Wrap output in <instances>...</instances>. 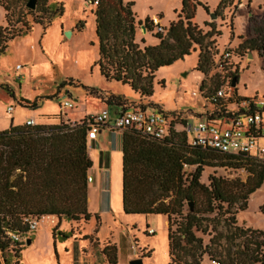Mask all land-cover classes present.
<instances>
[{
  "label": "trees",
  "instance_id": "1",
  "mask_svg": "<svg viewBox=\"0 0 264 264\" xmlns=\"http://www.w3.org/2000/svg\"><path fill=\"white\" fill-rule=\"evenodd\" d=\"M223 1L230 5L232 0ZM188 3L190 0L183 1L177 21L169 24L165 34L154 35L158 40L156 46L140 47L134 43V33L141 22L132 11L133 4L98 0L93 16L98 43L95 65L100 76L106 82L130 88L139 98L150 99L155 73L196 51H199L196 70L206 76L212 65L211 39L221 33L213 27L203 32L193 24L194 7ZM12 5L9 0H0L7 26ZM26 11L33 18L31 25L20 21L22 27L17 31L0 27V57L10 42L27 35L33 25L45 31L54 18L63 14L61 4L47 5V0H37L36 8L26 7ZM144 26L147 32L151 31V22H145ZM239 39V53L257 52L264 61V15L250 17L248 34ZM225 61L218 62L222 71ZM232 94L237 100L233 89ZM107 102L109 106L129 107L120 96L111 95ZM238 102L237 108L230 111L227 106H232L233 101L227 100L208 118L243 114L238 105L246 100ZM19 106L35 109L38 103L21 98ZM87 132L88 128L82 124L11 126L0 132V251L11 243L18 254L16 264L26 243H12L6 234L26 236L24 219L54 216L59 222L53 233L58 231L62 218L76 223L89 221L87 179L92 164L87 155ZM121 151L123 213L165 217L169 264H201L204 256L214 264H264V230L238 226L235 218L246 210L249 198L262 187L264 163L243 155L192 148L184 133L174 132L163 141H155L134 131H123ZM206 168L245 170L248 177L241 182L209 176L208 185H204L200 178ZM190 203H193L191 210ZM260 211L264 214V202ZM95 220L99 226L97 215ZM198 234L208 236V243L203 244ZM61 237L68 238L63 234ZM103 253L109 264H117L114 246H106Z\"/></svg>",
  "mask_w": 264,
  "mask_h": 264
},
{
  "label": "rangeland",
  "instance_id": "2",
  "mask_svg": "<svg viewBox=\"0 0 264 264\" xmlns=\"http://www.w3.org/2000/svg\"><path fill=\"white\" fill-rule=\"evenodd\" d=\"M9 1L14 8L10 23L7 26L5 12L0 7V27L17 31L22 27L20 21L31 25L33 18L27 15V0ZM87 1L47 0V5L61 4L62 16L54 18L45 31L33 25L27 35L9 43L5 54L0 57V113L11 104L18 124L31 115L49 125L74 126L81 124L79 120L85 115L98 112L103 105L109 106L107 100L115 94L125 97L127 106L149 107L166 115H178L181 119L187 115L189 122L194 124L202 119L194 120L190 114L199 116L206 109H212L211 103H206L200 92L210 98L219 89H233L241 100L264 99L263 59L257 52H251L252 57L249 58V52L241 54L237 50L239 38L248 34L249 18L264 15V0H232L230 5L223 0H190L188 5L194 7L193 24L203 32H209L213 27L221 33L211 39L214 41L210 46L211 69L206 76L196 70L199 51L170 67L159 69L152 82L150 99L139 98L130 88L106 82L100 76L95 65L98 60L93 16L95 8L86 6ZM123 1L133 4L132 11L141 22L134 33V43L140 47H153L158 44L154 38V25L146 33L141 26L157 18L160 26L167 30L170 23L177 21L184 0ZM225 51L230 53V58L225 61L222 71L218 62ZM234 77L236 85L231 88ZM21 98L37 101V108L23 109L19 106ZM64 101L74 107L63 109ZM232 108L236 109V105ZM88 174L94 182L91 187L87 185V195L97 185V173L90 168ZM209 176L245 182L248 174L245 170L206 168L200 182L208 185ZM103 180L104 192L101 196L97 191L90 193L92 203L87 207L89 221L76 223L62 218L55 233L53 229L58 223L50 227L49 221L44 222L26 238L33 241L39 237L32 244L23 246L22 256L19 255L20 264H74V261L77 264H108L103 253L106 246L116 248L118 264H130L135 259H142L143 264H169L167 220L161 216L123 213L121 167L113 170L110 193L108 176L103 175ZM109 195L115 210L113 215L104 209L108 206ZM263 202L264 182L249 198L246 210L236 214L238 225L251 230H264V214L260 211ZM95 215L99 217V226ZM150 229L155 231L154 235L148 233ZM62 234L68 238L61 237ZM198 237L202 238L203 244L208 243V236L198 234ZM78 244L80 247H77ZM13 247L9 243L7 249L0 251V264L17 263L18 254ZM201 264L214 263L204 256Z\"/></svg>",
  "mask_w": 264,
  "mask_h": 264
},
{
  "label": "built area",
  "instance_id": "3",
  "mask_svg": "<svg viewBox=\"0 0 264 264\" xmlns=\"http://www.w3.org/2000/svg\"><path fill=\"white\" fill-rule=\"evenodd\" d=\"M98 0H88L86 6H96ZM157 34H165V28L160 26L159 19L154 18L152 21ZM230 53L225 51L219 61L228 60ZM19 66L16 67L18 69ZM231 87V86H230ZM232 88V87H231ZM205 102L211 103V111H206L199 118L200 122L191 124L189 117L178 118L166 115L163 112L156 111L149 107H124L114 106L104 108L96 114L86 117L81 124L88 128L86 140L96 138L100 128L108 127L115 131H134L137 134L155 140L163 141L170 137L171 133H184L187 137V144L192 148L209 149L230 156H246L256 162L264 163V99L246 100L238 106L242 109L243 114L231 117H222L210 120L209 115L213 110L219 111L223 104L231 99L234 100L232 90H217L210 98L204 97ZM193 96H197L193 93ZM232 105V106H233ZM227 106L230 111L234 109ZM74 105L68 101L62 103L63 109H72ZM226 109V108H225ZM12 107L8 109L11 113ZM183 120V121H182ZM33 121H27L25 126H34ZM75 126V125H74ZM91 179L88 178L87 182ZM49 216L30 217L23 221L27 227L26 236L22 237L18 233L7 232L6 236L12 243H26L28 235L34 233L39 223ZM150 235L155 231L150 229ZM109 264V263H108Z\"/></svg>",
  "mask_w": 264,
  "mask_h": 264
},
{
  "label": "crops",
  "instance_id": "4",
  "mask_svg": "<svg viewBox=\"0 0 264 264\" xmlns=\"http://www.w3.org/2000/svg\"><path fill=\"white\" fill-rule=\"evenodd\" d=\"M159 23H160V20H159ZM17 66L18 65H16V67ZM111 95L119 96V95H115V94H111ZM123 98H125V97H123ZM10 107H12L11 104L6 109V111L3 110V112L0 113V132L8 130L11 126H13V127L24 126L27 121H33L35 125L47 124V123L38 121L37 119L33 118L34 116H31V115L27 116L25 118V120H23L21 122V124H18L19 122H16V120H15V116H14L15 110H13V107H12L11 113H8V109ZM106 107L111 108V109L114 108V106L109 107L107 105H103V108H106ZM103 108H101L100 110H102ZM98 112H95L93 114H96ZM87 116H89V115H87ZM87 116L85 115V117L80 119L79 122L80 123L84 122V120L86 119ZM121 137H122V131H115V130H112L108 127H102L98 131L96 138L86 140L87 155H88V158L90 159L91 164H92L91 168L93 171H95L97 173V185H96V187H93V189H90L91 190L90 193H94L95 191H97V192H99V194L101 196V194L104 192V190L102 188V184L104 181L103 175L108 176V178H109L108 193L111 192V183H110L111 180L110 179L113 175V170L117 167L122 168ZM88 178L91 179V181L88 182V186L91 187V184L94 182V179H92L89 174H88ZM90 193H88V195H87V207H89V205L92 203ZM104 209L106 210V213H111L112 215L114 214L113 212H115L110 195L108 197V206ZM100 214H101V212H99V215ZM149 217H151V216H149ZM161 217H163V216H161ZM48 218L49 219L44 218L39 223L38 228L41 225H43L44 222H46V221H49L50 227L55 226L56 223L59 222V220L54 216H49ZM163 218H165V217H163ZM236 220H237V218H236ZM237 224H238V222H237ZM37 238H39V237H37ZM37 238L33 239V241L30 240V242H31L30 244H32L35 240H37ZM77 247H80V245L78 244ZM21 256H22V254H21ZM116 257H117V264H118L117 250H116ZM20 262H21V258L19 260V264H20ZM74 264H77L76 261H74Z\"/></svg>",
  "mask_w": 264,
  "mask_h": 264
},
{
  "label": "water",
  "instance_id": "5",
  "mask_svg": "<svg viewBox=\"0 0 264 264\" xmlns=\"http://www.w3.org/2000/svg\"><path fill=\"white\" fill-rule=\"evenodd\" d=\"M36 3H37V0H28V2L26 4V7L28 9L34 10L36 8ZM214 18H216V16H214ZM141 30L144 33L147 32L145 26H141ZM248 57L251 58L252 57V53H250ZM235 85H236V78L234 77L232 82H231V87L234 88ZM188 207L191 210L192 207H193V203L188 204ZM30 243H31L30 240L26 241V245H30ZM130 264H143V262H142V259H135V260H132L130 262Z\"/></svg>",
  "mask_w": 264,
  "mask_h": 264
}]
</instances>
